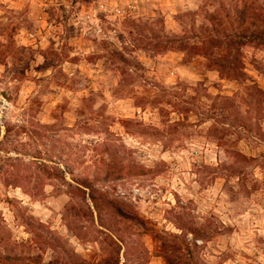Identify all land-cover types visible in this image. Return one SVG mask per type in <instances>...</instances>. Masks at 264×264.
Masks as SVG:
<instances>
[{
    "label": "rangeland",
    "instance_id": "obj_1",
    "mask_svg": "<svg viewBox=\"0 0 264 264\" xmlns=\"http://www.w3.org/2000/svg\"><path fill=\"white\" fill-rule=\"evenodd\" d=\"M263 15L0 0V264H264V49L238 80L200 50L211 17Z\"/></svg>",
    "mask_w": 264,
    "mask_h": 264
},
{
    "label": "trees",
    "instance_id": "obj_2",
    "mask_svg": "<svg viewBox=\"0 0 264 264\" xmlns=\"http://www.w3.org/2000/svg\"><path fill=\"white\" fill-rule=\"evenodd\" d=\"M211 17L212 27L206 31V37L200 47L201 52L209 59L207 66L222 73L233 74L236 80L246 77L244 67L239 59V53L242 48L253 46L264 49V15L260 22L256 18L252 22L245 20L217 21ZM164 51L193 50L185 40H169L167 44L162 45ZM222 51L225 53L222 54ZM218 53H221L218 55ZM238 56V57H237Z\"/></svg>",
    "mask_w": 264,
    "mask_h": 264
}]
</instances>
